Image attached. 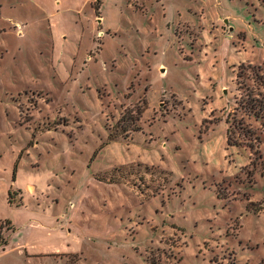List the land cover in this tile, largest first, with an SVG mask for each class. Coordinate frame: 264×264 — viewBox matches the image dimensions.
Masks as SVG:
<instances>
[{
    "label": "rangeland",
    "instance_id": "374dc122",
    "mask_svg": "<svg viewBox=\"0 0 264 264\" xmlns=\"http://www.w3.org/2000/svg\"><path fill=\"white\" fill-rule=\"evenodd\" d=\"M79 1L0 0V264H264V2Z\"/></svg>",
    "mask_w": 264,
    "mask_h": 264
},
{
    "label": "trees",
    "instance_id": "16d2710c",
    "mask_svg": "<svg viewBox=\"0 0 264 264\" xmlns=\"http://www.w3.org/2000/svg\"><path fill=\"white\" fill-rule=\"evenodd\" d=\"M264 2V0H262ZM253 71L255 73V77L258 82L261 83L260 90L258 89V96H261V98H252L253 92H250L249 98L247 101H245L242 104L241 100V108L249 117H254L256 121L261 122V127L264 129V91L261 89H264V62L260 66H255L253 68ZM263 91V92H262ZM228 123V145L229 146H240V142L237 140L236 132L243 131L245 132V137L249 138L251 140L258 141L260 143L261 136L256 133V131L252 130L251 127H244L245 125V118H241V121H235V120H227ZM245 129V130H244ZM234 133H236L234 135ZM240 135V134H239ZM16 194V193H15ZM8 202L12 204V192H9V200ZM10 223V222H9ZM11 225V224H10ZM8 230H14V227L12 225L8 228Z\"/></svg>",
    "mask_w": 264,
    "mask_h": 264
},
{
    "label": "crops",
    "instance_id": "0c3cea01",
    "mask_svg": "<svg viewBox=\"0 0 264 264\" xmlns=\"http://www.w3.org/2000/svg\"><path fill=\"white\" fill-rule=\"evenodd\" d=\"M55 1H59L61 3L64 2V0H55ZM106 0H80V6L77 7V9L75 10V13L78 15V13H80V15L82 13L85 12V10L87 9V7L90 5L93 9V11H95V16L93 17V31L95 34L98 33L97 30V20H99V22H105L106 21V16L104 15V12L102 11V6L105 3ZM133 6V5H132ZM93 11H91V13L93 14ZM2 14V11L0 10V15ZM112 28V27H111ZM118 28V27H116ZM111 30V29H110ZM146 33H149L148 30H146ZM96 36V35H95ZM80 50V49H79ZM79 50L76 51V55L79 56ZM150 50V49H149ZM162 71L165 72L166 74H168L170 68L168 67V65H166V63H161L160 64ZM32 187V186H31ZM8 232L11 233H16V229L14 228V230H8ZM9 241H5V244H8ZM5 246V245H2ZM25 250L27 253L29 252V245L22 243V244H18L16 246H14L10 251H14V250ZM5 252L0 253V256L4 255L5 253H7L9 250H4Z\"/></svg>",
    "mask_w": 264,
    "mask_h": 264
}]
</instances>
